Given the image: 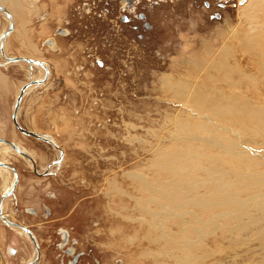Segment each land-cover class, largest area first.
I'll list each match as a JSON object with an SVG mask.
<instances>
[{
  "label": "rangeland",
  "instance_id": "374dc122",
  "mask_svg": "<svg viewBox=\"0 0 264 264\" xmlns=\"http://www.w3.org/2000/svg\"><path fill=\"white\" fill-rule=\"evenodd\" d=\"M252 2L134 0L128 9L127 0H5L15 26L7 54L35 58L50 71L22 97L18 122L61 151L12 124L28 72L44 78V68L8 62L0 52V138L32 152L36 170L17 155L9 158L18 179L1 208L32 232L39 249L38 255L29 235L0 216V264H29L35 253L33 264H190L177 259L185 253L197 254L193 264H264V239L253 225L237 233L230 229L235 218H221L201 246L175 250L155 239L149 216L138 220L128 196L147 194L135 175L157 181L153 163L168 157L163 152L196 155L195 166L211 162L225 180H234V171L264 170V0ZM7 25L0 11V31ZM192 84L203 97L179 88ZM209 137L262 155L226 164ZM246 156L261 163L251 166ZM247 180L250 186L242 183L236 196L264 192L254 189V176ZM3 183L0 175V198ZM226 210L241 211L231 204L211 208L219 215ZM158 218L155 225L164 217Z\"/></svg>",
  "mask_w": 264,
  "mask_h": 264
},
{
  "label": "bare ground",
  "instance_id": "6f19581e",
  "mask_svg": "<svg viewBox=\"0 0 264 264\" xmlns=\"http://www.w3.org/2000/svg\"><path fill=\"white\" fill-rule=\"evenodd\" d=\"M257 1H259L258 4L260 5L261 0H257ZM0 5L6 8L9 13L11 12L10 9L5 4V0H0ZM251 5L252 6L257 5L255 0L254 2H252ZM11 13H10V17H8L4 13L6 17L8 18L9 27L7 25L0 31V48L2 47V51L0 50V52L2 55L4 54L6 57H15L13 55L10 56L7 54L6 49H5L6 41L4 42L7 35L10 34L12 30L14 29V22H13L14 18L12 17ZM11 25H12V28L10 29ZM6 31H8V33L3 37V33ZM3 43L5 47L3 46ZM218 51L219 49L215 50V52H218ZM207 52L215 53L214 51H212V49H209V50L207 49ZM32 59L37 60L35 58H32ZM19 61H23V60H19ZM19 61H16V62H19ZM24 62L26 61H23V63ZM0 64H4V62L2 63V61H0ZM28 64L31 67L34 63H28ZM34 65H37V64H34ZM261 65L262 63L260 64V66ZM37 66H40V65H37ZM41 67L44 68L43 70L45 71L44 78L35 77L37 75L34 76V74H31V72L29 71L27 74V79L29 80L28 82L30 81H38V82L31 84L27 89H30V87L34 85L42 84V81L45 78L49 77L50 75L49 69L45 67L43 63ZM262 72L264 73V68L262 69ZM208 77L209 75H206L205 78H208ZM240 77H243V76L241 75ZM243 79H248V78L243 77ZM262 79L264 83V75ZM188 84L190 85V83ZM194 85L195 84H192L191 86H188V87L181 86L179 88L182 89L185 93H189L188 95H190L191 93H195L203 97L204 95L202 93H199L200 92L199 90L194 89L195 88ZM202 87L203 86L200 85V88ZM27 89L25 90V92L27 91ZM19 91L20 89L18 90V93ZM19 104L17 108V114L19 111ZM13 107H14V103H13ZM252 108L254 109V105L250 106V109ZM262 128L264 129V124H262ZM205 129H208V128L206 127ZM38 134H41V133H38ZM41 135L44 136L50 142H53V140L49 138L47 135H44V134H41ZM236 136H238V133H236ZM216 137L215 138L209 137L207 138V140L213 139L212 142H214V144L212 145L219 146V150H220L219 154L220 156L225 157L224 162L226 164L230 163L232 160H241L243 159L245 155H248L249 153L251 155H258V156L262 155L258 153L256 150H252L248 146H244L241 142H236L233 139L230 140L229 138H225L224 140L222 139L219 140ZM11 142H13L16 147H18V150L12 148L6 142L0 141V163L10 164L11 162L9 158L13 157L14 155H17L18 157H21L25 159L26 161H29L30 164H32L31 159L26 157V155L31 157L32 160H35L33 153L28 151L25 147L20 146L18 143H15L14 141H11ZM44 142H47V141H44ZM53 143L55 144V142ZM49 144H51L55 149H58L59 151H61V149L56 144L55 146L52 143H49ZM162 154L168 155V157L163 158L165 160L159 161V162L155 159L156 162L153 163L154 166L157 167V169H159V171L157 172L158 174L156 173L158 175L157 181L151 183L150 177H146L140 174H137V175L134 174L135 178L137 176H138L137 178H141L140 182L147 189L146 191L147 194L140 195L137 199L133 195H128L133 200V203H132L133 207L137 208L138 212L140 213L138 220L143 221V222H148L145 220L143 215L149 216L151 220V223L150 222L148 223L149 228L156 231L155 239H165L167 242H170L172 245H174L175 250L177 248L191 250L196 245L197 246L202 245L203 239L210 233V231L214 229V227L218 226L219 219L221 218L224 219L227 217L235 218L236 219L235 221L237 222L236 225H234V227L232 226L230 229L234 228L236 232L239 233L242 230L247 229L248 225L250 226L253 225L254 228L256 229L254 231L256 234V238H258L260 242L264 239V224L262 223L264 222V192L261 191V192H258L257 194L250 193L246 195V198L244 197L240 198L239 196H236L235 194V192H239L243 190L240 188V185L242 183H245V185L250 186L249 185L250 179L249 180L247 179L248 177H252V176L256 178L254 189H259L261 186L264 187V170H256L255 172H248L246 174L240 173V172L236 173V171H234L233 172L234 180H225L224 174L218 173L216 171L218 169L211 162L208 168L206 169L204 168V166H198V165L195 166L196 164L194 163V159L196 155L195 156L193 155L194 156L193 158V156L189 155V153L187 154L185 151H178V150L173 153L163 152ZM208 156L211 157L212 155L208 154ZM251 157L246 156L249 165L257 166L259 165V163H261L258 161L254 163ZM262 158H264V156ZM208 159L213 160L211 158H208ZM58 163H60V161ZM230 165H235V164L231 163ZM33 169L36 172L34 167ZM246 169L247 168H242L240 171H244ZM199 170L204 171L206 173L205 174L206 176L203 177V176L198 175L197 173ZM162 172L164 173L163 176L161 175ZM0 175L1 177L2 176L4 177L3 191H5L4 193H7L9 192L12 186L15 187L16 182H17V173L11 171L7 167L0 166ZM12 182L13 184L11 185ZM209 190H211V192L214 193L213 197H210L208 195ZM124 193L127 194L125 191ZM219 197L223 198V200L221 201L217 200V198ZM4 200L0 204V207L4 203ZM229 204L233 205L234 209H239L241 211H234V210L227 211L226 210V212L224 213L220 211L219 213L222 212V214L220 215L217 213L211 212V208L213 206L222 207V206L229 205ZM252 209L256 210L260 214L258 216H255L254 213L252 214V212H250ZM160 215H163L164 218L163 219L160 218L159 225H155L156 219L160 217ZM0 216H3L4 218L8 216L7 214L4 213L2 208H1ZM243 216L247 218L246 221H242ZM166 221H169V225H174L176 227V230H173L171 229L170 226H167ZM21 229L22 228L17 229V232L20 235L28 239L24 230L22 231ZM259 245L260 247L264 248V243H260ZM206 256L207 255L205 253H201V258H205ZM196 258H197V254H188V253H185L184 255L182 254V256H179V257L177 256V259L179 261H184L186 263L188 262L190 264L192 262H195Z\"/></svg>",
  "mask_w": 264,
  "mask_h": 264
},
{
  "label": "water",
  "instance_id": "95a60500",
  "mask_svg": "<svg viewBox=\"0 0 264 264\" xmlns=\"http://www.w3.org/2000/svg\"><path fill=\"white\" fill-rule=\"evenodd\" d=\"M0 11L4 12L8 17H10V13H9V12L7 11V9L4 8L2 5H0ZM11 28H12V25L10 26V29H11ZM7 33H8V31L4 32V33H3V37H4ZM0 50L2 51V47L0 48ZM2 53H3V52H2ZM3 55H4V54H3ZM4 58H6L8 62H16V61H19V60H23V61H26V62H28V63H34V64H37V65L42 66V63H41V62H39L38 60H33V59H31V58L16 57V56H15V57H6L5 55H4ZM37 82H38V81H30V82H27V83H25V84L20 88V91H19V93L17 94V96H16V98H15V101H14V107H13V110H12L11 118H12V121H13V123H14L16 129H17L18 131H20L21 133L26 134V135H30V136L35 137V138H37V139H40V140H42V141H47V142H49V143H52V144L55 146V144H54L53 142H50L49 140H47V139H46L44 136H42L41 134H38V133H36V132H34V131H31V130H28V129L22 127V126L19 124V122H18V118H17V108H18V104L20 103V101H21V99H22V97H23V94H24L25 90H26L31 84H33V83H37ZM0 141H4V142H6V143H8L12 148L18 150V147H16V146L14 145L13 142H11V141H9V140H7V139H4V138H0ZM24 155H26V154H24ZM26 157H28L29 159H31V161H32V166L35 167V161L32 160V158L29 157L28 155H26ZM0 166L7 167V168H9L11 171L16 172V171H15V168H14L12 165L8 164V163H0ZM13 190H14V186L11 187V189H10L9 192H7V193H3V194H2V195H1V198H0V203H1V199H3L4 197H6V196L12 194V193H13ZM0 213H1V207H0ZM1 218L3 219L4 223H6L7 225H14V226H16V227H20V228H22V229H23V230L29 235V237H30V239H31V241H32V243H33V245H34V247L38 250V255H39V249H38V244H37V242H36V239H35V237L33 236L32 232H31L26 226H22V225H20V224H18V223H14V222H12V221H9V220H7L6 218H4L3 216H1ZM34 263H36V262H34ZM29 264H33V263L30 262Z\"/></svg>",
  "mask_w": 264,
  "mask_h": 264
},
{
  "label": "flooded vegetation",
  "instance_id": "af4514ba",
  "mask_svg": "<svg viewBox=\"0 0 264 264\" xmlns=\"http://www.w3.org/2000/svg\"><path fill=\"white\" fill-rule=\"evenodd\" d=\"M132 5H134V0H127V7H128V9L130 8V6H132ZM87 10V9H86ZM88 11V10H87ZM86 11V12H87ZM138 15V17L139 18H143V14L140 12V13H138L137 14ZM18 179V178H17ZM7 219V218H6ZM16 229H20V228H18V227H15ZM22 231H23V229H21ZM35 257H36V255H35ZM34 257V258H35ZM34 258H33V260H31L30 262H33L34 261ZM74 260V262L76 261L75 259H73ZM69 264H72V263H69Z\"/></svg>",
  "mask_w": 264,
  "mask_h": 264
},
{
  "label": "crops",
  "instance_id": "0c3cea01",
  "mask_svg": "<svg viewBox=\"0 0 264 264\" xmlns=\"http://www.w3.org/2000/svg\"><path fill=\"white\" fill-rule=\"evenodd\" d=\"M14 31H15V26H14V29L12 30V32H14ZM12 32H11V33H12ZM11 33H10V34H11ZM10 34H8V35H10ZM8 35H7V37H8ZM7 37H6V38H7ZM6 38H5L4 42L7 40ZM3 46H4V43H3ZM24 83H26V82H24ZM24 83H23V84H24ZM23 84H22V85H23ZM30 88H31V87H30ZM29 90H30V89H27V91H29ZM27 91H26L24 94H26ZM19 105H20V104H19ZM19 109H20V107H19Z\"/></svg>",
  "mask_w": 264,
  "mask_h": 264
}]
</instances>
